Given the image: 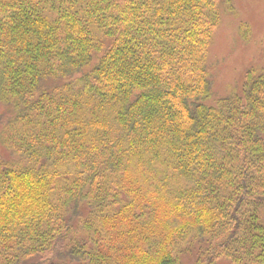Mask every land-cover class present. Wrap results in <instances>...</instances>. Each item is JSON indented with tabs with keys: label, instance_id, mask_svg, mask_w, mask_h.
I'll list each match as a JSON object with an SVG mask.
<instances>
[{
	"label": "trees",
	"instance_id": "1",
	"mask_svg": "<svg viewBox=\"0 0 264 264\" xmlns=\"http://www.w3.org/2000/svg\"><path fill=\"white\" fill-rule=\"evenodd\" d=\"M231 0H0V264H264V70L213 95Z\"/></svg>",
	"mask_w": 264,
	"mask_h": 264
},
{
	"label": "rangeland",
	"instance_id": "2",
	"mask_svg": "<svg viewBox=\"0 0 264 264\" xmlns=\"http://www.w3.org/2000/svg\"><path fill=\"white\" fill-rule=\"evenodd\" d=\"M213 95L208 101L229 94L243 82L245 73L264 70V0H231L220 3V21L206 55ZM4 112L0 105V114ZM0 125V150L3 151ZM184 264H195L190 256ZM216 264H231L220 259Z\"/></svg>",
	"mask_w": 264,
	"mask_h": 264
}]
</instances>
